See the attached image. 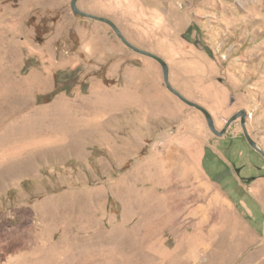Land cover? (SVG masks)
Wrapping results in <instances>:
<instances>
[{"label": "rangeland", "instance_id": "374dc122", "mask_svg": "<svg viewBox=\"0 0 264 264\" xmlns=\"http://www.w3.org/2000/svg\"><path fill=\"white\" fill-rule=\"evenodd\" d=\"M70 2L0 0V264H264V158L239 119L213 135L156 61ZM77 8L160 57L217 131L245 111L264 151V0Z\"/></svg>", "mask_w": 264, "mask_h": 264}, {"label": "water", "instance_id": "95a60500", "mask_svg": "<svg viewBox=\"0 0 264 264\" xmlns=\"http://www.w3.org/2000/svg\"><path fill=\"white\" fill-rule=\"evenodd\" d=\"M77 2H78V0H71V2H70V9L75 15H78V16H80L82 18H86V19H90V20H93V21H96V22H100V23L106 24L107 26H109L113 30V32L115 33L117 38L120 40V42L123 45H125L127 48L131 49L135 53H138L140 55H143V56H145L147 58H150V59L156 61L161 67L162 75H163V81H164L166 89L170 93H172L174 96H176L182 103H184L185 105H187V106L199 111L204 116V118L206 120V123H207V128L209 129V131L213 135H215L217 137H222L227 132V129L230 127V125L233 122H235L236 120L239 119L240 125H241V128H242V132H243V136L246 139L247 143L249 144V146L255 152H257L258 154H260L264 158V151H262L257 146V144L251 139V137L249 136V134H248V132L246 130V127H245L246 113H245V111L242 110V111L237 112L235 115H233L232 117H230L227 120V122L225 123L224 128L221 131H217L216 128H215L212 116L203 107H201L200 105H198V104H196L194 102H191V101L185 99L180 93H178L176 90H174L172 88V86H171V84L169 82V69H168V66L160 57H158V56H156L154 54H151L149 52H145V51H142V50H139V49L133 47L131 44H129L125 40V38L123 37V35L119 31V29L116 27V25L113 22H111L110 20H108L106 18H103V17H97V16H94V15H91V14H88V13L81 12L77 8ZM233 102H234V99L231 98L230 99V103L232 104Z\"/></svg>", "mask_w": 264, "mask_h": 264}, {"label": "trees", "instance_id": "16d2710c", "mask_svg": "<svg viewBox=\"0 0 264 264\" xmlns=\"http://www.w3.org/2000/svg\"><path fill=\"white\" fill-rule=\"evenodd\" d=\"M79 70H74L70 72H59L56 75V84L58 87L48 96L49 100H52L57 94L64 92L69 94L74 87L78 86L77 76ZM73 82V83H72ZM87 85L85 83L79 84V88L82 92H85Z\"/></svg>", "mask_w": 264, "mask_h": 264}, {"label": "crops", "instance_id": "0c3cea01", "mask_svg": "<svg viewBox=\"0 0 264 264\" xmlns=\"http://www.w3.org/2000/svg\"><path fill=\"white\" fill-rule=\"evenodd\" d=\"M204 217H205V222L208 223L209 219H208L207 215L205 214Z\"/></svg>", "mask_w": 264, "mask_h": 264}]
</instances>
